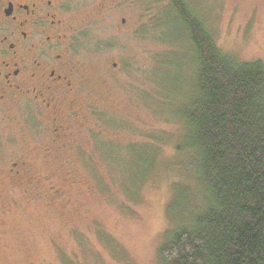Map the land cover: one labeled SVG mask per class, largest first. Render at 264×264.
<instances>
[{"label": "rangeland", "instance_id": "1", "mask_svg": "<svg viewBox=\"0 0 264 264\" xmlns=\"http://www.w3.org/2000/svg\"><path fill=\"white\" fill-rule=\"evenodd\" d=\"M184 1L221 51L264 63V0ZM73 2L69 34L84 70L107 80L93 85L100 106L89 123L98 121L99 134L75 131L64 153L44 161L32 116L31 127L12 114L0 127L4 166L9 156L38 160L33 173L3 175L0 264H162L175 186L189 180L195 189L177 151L186 127L174 115L191 91L190 71L177 63L187 65L190 47L182 39L177 55L167 37L168 0Z\"/></svg>", "mask_w": 264, "mask_h": 264}, {"label": "trees", "instance_id": "2", "mask_svg": "<svg viewBox=\"0 0 264 264\" xmlns=\"http://www.w3.org/2000/svg\"><path fill=\"white\" fill-rule=\"evenodd\" d=\"M168 1L175 54L182 39L190 47L187 65L177 63L188 67L191 91L174 115L186 127L177 151L195 189L189 180L175 186L161 263L264 264V63L225 54L184 0Z\"/></svg>", "mask_w": 264, "mask_h": 264}, {"label": "flooded vegetation", "instance_id": "3", "mask_svg": "<svg viewBox=\"0 0 264 264\" xmlns=\"http://www.w3.org/2000/svg\"><path fill=\"white\" fill-rule=\"evenodd\" d=\"M74 9L73 0H0V127H8L17 116L24 127H31L32 116L34 149L44 161L64 153L63 143L75 131L86 139L99 134L98 121L89 123L100 106L93 85L107 80L84 70L69 34ZM3 136L0 131V148ZM3 158L0 192L3 175L33 173L38 161L9 156L4 166Z\"/></svg>", "mask_w": 264, "mask_h": 264}]
</instances>
